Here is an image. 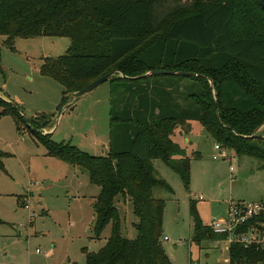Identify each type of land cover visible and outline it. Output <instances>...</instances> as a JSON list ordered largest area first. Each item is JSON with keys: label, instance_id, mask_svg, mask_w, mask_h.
<instances>
[{"label": "trees", "instance_id": "16d2710c", "mask_svg": "<svg viewBox=\"0 0 264 264\" xmlns=\"http://www.w3.org/2000/svg\"><path fill=\"white\" fill-rule=\"evenodd\" d=\"M171 3L176 4L172 10L162 8ZM0 37L10 47L18 37L70 40L66 55L45 57L41 67L43 75L65 87L63 104L112 71L128 77L117 73L110 80L107 155H90L56 143L52 133L31 129L51 157L87 171L91 184L101 189L93 204L94 238L100 239L109 224L111 234L98 252L85 251L84 264H174L162 243L166 202L154 196L156 188H172L153 161L162 160L190 185L191 160L172 140L178 124L199 122L221 146L259 160L264 170V8L259 0H0ZM155 70L194 75L142 77ZM135 77L142 78L129 79ZM0 106V118L12 116L18 128L26 122L13 101L0 97ZM6 156L0 151L3 171ZM118 197L133 205L139 220L135 239L123 236ZM192 212L194 239L225 238L201 223L195 206ZM253 222L264 223V217ZM229 264H264V249L233 244Z\"/></svg>", "mask_w": 264, "mask_h": 264}, {"label": "rangeland", "instance_id": "374dc122", "mask_svg": "<svg viewBox=\"0 0 264 264\" xmlns=\"http://www.w3.org/2000/svg\"><path fill=\"white\" fill-rule=\"evenodd\" d=\"M175 5L162 8L172 10ZM5 40L0 38V97L13 101L30 124L18 128L12 116L0 118V151L8 154L2 160L5 171L0 170V264H84L85 251L98 252L111 234L109 224L100 239L94 238L93 204L101 189L91 184L87 171L51 157L31 129L52 133L56 143L90 155H107L114 84L105 82L82 97L70 95L61 106L65 87L43 75L41 67L44 57L66 55L70 40L18 37L12 47ZM172 135L190 140L183 149L191 160V182L186 186L162 160L153 161L158 176L172 188L154 192L166 202L165 251L174 264H229L227 245L194 239L192 209L195 206L201 223L209 227L213 219L229 214L232 203L264 202L261 162L224 148L196 121L178 124ZM116 206L123 236L135 239L139 220L132 203L118 197Z\"/></svg>", "mask_w": 264, "mask_h": 264}, {"label": "built area", "instance_id": "2783aa9c", "mask_svg": "<svg viewBox=\"0 0 264 264\" xmlns=\"http://www.w3.org/2000/svg\"><path fill=\"white\" fill-rule=\"evenodd\" d=\"M216 149L220 150L221 146L217 145ZM261 217H264V202L232 203L229 214L213 219L209 228L213 234L225 237L221 241L228 248L239 244L245 248L256 245L264 249V223L253 222Z\"/></svg>", "mask_w": 264, "mask_h": 264}, {"label": "water", "instance_id": "95a60500", "mask_svg": "<svg viewBox=\"0 0 264 264\" xmlns=\"http://www.w3.org/2000/svg\"><path fill=\"white\" fill-rule=\"evenodd\" d=\"M259 3L264 8V0H259ZM0 53H1V50H0ZM116 73H120V75L123 78H128V77L123 76L122 73L119 72V71H112L111 73H109V74L101 77L100 79L92 82L91 84H89L84 89H82V90H80L78 92H75L73 95L74 96H77V97L85 96L86 94L90 93L91 91H93L94 89H96L97 87H99L101 84L110 81ZM158 75H168V76H193L194 74L193 73H188V72H175V71L155 70V71H151V72L145 74L142 77L158 76ZM142 77H135V78H129V79H131V80H137V79L142 78ZM9 102H11V101H9ZM63 105L64 104H63V100H62L61 106H63ZM64 109L65 108H62L61 109V111L59 113V116L62 114V112L64 111ZM20 113L24 117L23 113L22 112H20ZM24 119H25L26 122H29V120L26 119L25 117H24ZM253 136H256V134H254Z\"/></svg>", "mask_w": 264, "mask_h": 264}, {"label": "crops", "instance_id": "0c3cea01", "mask_svg": "<svg viewBox=\"0 0 264 264\" xmlns=\"http://www.w3.org/2000/svg\"><path fill=\"white\" fill-rule=\"evenodd\" d=\"M0 38H2V40L4 39V37H0ZM47 57H50V56H47ZM45 58V57H44ZM2 93H0V95H1ZM11 101V100H10ZM52 131V130H51ZM50 131V132H51ZM184 139H185V141H184ZM183 140H181L180 138H178V137H176V136H174V135H172V140L174 141V142H176V143H178L182 148H183V144L184 145H186L187 143H190V140H189V138L188 137H186V138H184ZM109 151V150H108ZM159 199H161V198H159ZM253 202H260V201H253ZM220 240V241H219ZM219 240H217V242L219 241V243L220 244H222L223 243V241H221V240H223V239H219ZM168 254V253H167ZM169 256V255H168ZM170 259L172 260V258L170 257Z\"/></svg>", "mask_w": 264, "mask_h": 264}]
</instances>
